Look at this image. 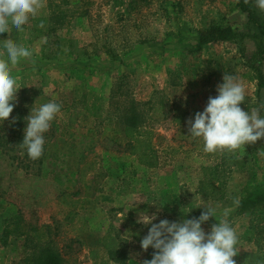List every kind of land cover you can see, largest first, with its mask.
I'll return each instance as SVG.
<instances>
[{"label": "rangeland", "instance_id": "374dc122", "mask_svg": "<svg viewBox=\"0 0 264 264\" xmlns=\"http://www.w3.org/2000/svg\"><path fill=\"white\" fill-rule=\"evenodd\" d=\"M241 1L43 0L23 32L0 34L33 53L12 69L15 102L61 105L36 160L20 144L26 126L0 124V264H32L44 247L62 264H143L154 250L140 246L151 227L140 213L183 222L201 204L237 232L236 264H264V201L239 208L264 197V139L208 154L186 136L225 74L245 87L241 108L264 115V36ZM212 28L224 32L200 45ZM18 223L22 235L4 234Z\"/></svg>", "mask_w": 264, "mask_h": 264}, {"label": "clouds", "instance_id": "9594fccd", "mask_svg": "<svg viewBox=\"0 0 264 264\" xmlns=\"http://www.w3.org/2000/svg\"><path fill=\"white\" fill-rule=\"evenodd\" d=\"M264 13V0H251ZM43 0H0V34L10 31L23 32L30 18H34L43 7ZM0 124L8 120L13 112L20 84L12 69L21 60L32 57V51L12 40L0 41ZM217 95L209 97L202 112H197L188 123V135L203 144L204 153L220 151L235 152L245 145H253L264 139V115L261 109L245 111V87L232 76L225 74L217 85ZM61 112L55 101L32 107L25 118L26 127L21 146L29 158L36 160L44 151L45 136L51 122ZM198 218L183 222L159 220L156 215L140 213L138 223L151 225L147 235L140 240L144 251L154 250L150 260L143 264H236L238 235L227 219H217L216 210L207 204ZM227 212L223 213L226 217ZM214 217L218 223L206 232L202 225ZM130 239V236L129 238Z\"/></svg>", "mask_w": 264, "mask_h": 264}, {"label": "trees", "instance_id": "16d2710c", "mask_svg": "<svg viewBox=\"0 0 264 264\" xmlns=\"http://www.w3.org/2000/svg\"><path fill=\"white\" fill-rule=\"evenodd\" d=\"M245 1L247 0H242L239 4L238 7L243 11L247 13L248 16V21L253 23L257 30H259V33H261L262 36H264V26H262L261 24L258 23V20L256 19V17L254 16L253 11L251 10V8L249 6H247L245 4ZM36 31V30H35ZM224 31H219L217 28H212L209 31L205 32V33H201L199 36V44L200 45H204L208 42H216L218 40V37L216 36L217 33H221ZM230 33V32H228ZM36 37V35L34 36ZM58 42H56L57 44ZM48 44V40L47 38L45 39L44 43H43V47L46 46ZM60 49V45H56L55 49H53L49 55L46 57L47 59H55L57 57V54L54 52L55 50H59ZM93 52L89 53L86 49H83V56H98V53L95 49L92 50ZM60 53V52H59ZM105 53H110L108 50L105 51ZM264 54V51L261 52V55ZM59 56H61V53L58 54ZM69 56H73V53L68 54ZM75 58L77 57L76 54L74 56ZM259 89L264 88V78L260 79L259 82ZM15 107L13 112L10 114V117L13 118V122H12V126L15 129H21L24 128L26 126V117L29 115L30 112V108L29 107H24V105L22 103H16L15 102ZM127 124H131V125H127ZM132 124H134V122H132V120H128L127 122H124L125 125V132H126V136L127 137H131V131L133 130V126ZM261 201H264V197H259L255 200H244L241 202L239 208L240 210L244 209L245 207H247L248 205L252 206L256 203H259ZM202 210L198 213V217L201 214ZM32 231L35 233V235H39V231L36 228L31 227ZM20 231V226L19 223L15 224V228L12 231H8V229L5 230L4 234L7 235H22V232ZM35 236V237H36ZM37 241L40 240V238H36ZM106 248V246H105ZM63 260L60 256V254L53 250L52 248L49 247H44V248H39L38 252L36 254V256H34L32 258V264H62Z\"/></svg>", "mask_w": 264, "mask_h": 264}]
</instances>
